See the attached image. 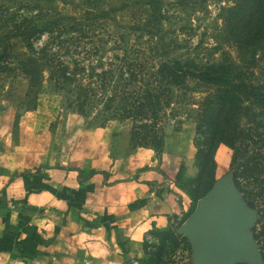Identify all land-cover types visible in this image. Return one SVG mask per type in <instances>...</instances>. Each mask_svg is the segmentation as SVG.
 <instances>
[{"label": "rangeland", "instance_id": "374dc122", "mask_svg": "<svg viewBox=\"0 0 264 264\" xmlns=\"http://www.w3.org/2000/svg\"><path fill=\"white\" fill-rule=\"evenodd\" d=\"M129 1L144 0H0V142L8 143L5 137L10 136L18 146L36 150L37 156L44 157L47 163L58 155L68 159H97V167L108 163L123 179L142 170L165 167L172 171L173 177L165 175L166 184H157L161 186V193L173 192L181 199V211L168 215L165 223L150 228L140 237L138 255L131 257L134 259L129 264H264V205L256 208L248 205L235 182L234 176L238 173L232 165L235 151L226 143L208 142L207 128L198 127V105L187 106L191 111L186 112L182 109L186 103L177 104L175 114L167 115L163 121L161 145L154 142L141 146L131 139V120L112 119L102 123L93 115L85 117L75 107H69L64 94L56 91L54 81L46 79L43 90L31 89L29 78L20 69L18 59L28 49L23 38L16 36L8 41V36L14 37L11 33L14 28L40 25L57 9L64 16L80 9H92L89 16L92 20L85 23L93 22L88 31L91 40L86 41L99 43L98 36L105 38L107 33H113L115 36L107 37L108 46L113 47L117 31L129 34L127 39L133 42L139 32L128 28L145 19L147 6L136 3L133 10L124 6ZM230 5V0H163L167 39L176 37L180 44L178 54L173 56L182 59L194 56L203 63L222 60L225 56L239 61L224 24L226 13L222 8ZM103 7L119 9L112 16L118 13L117 19L123 28L116 27V30L115 22L98 18ZM143 39H147L146 34ZM49 41L45 33L41 37L36 35L33 43L39 47ZM10 47L14 48L9 51ZM248 61L256 63L252 68L254 77L264 80L263 52L254 58L249 55ZM191 95L198 102L204 94L194 91ZM242 124L247 121L243 120ZM263 139L264 136L256 137L249 146L252 162L262 172ZM95 169L89 168L87 161L84 170L81 169L85 174L81 175L86 176ZM222 184L229 187L233 199L247 216L246 221L227 218L229 227L238 237L253 242L256 250L247 253L223 249L208 259L201 254L185 223L197 210L200 199Z\"/></svg>", "mask_w": 264, "mask_h": 264}, {"label": "trees", "instance_id": "16d2710c", "mask_svg": "<svg viewBox=\"0 0 264 264\" xmlns=\"http://www.w3.org/2000/svg\"><path fill=\"white\" fill-rule=\"evenodd\" d=\"M230 1L232 5L222 8L224 24L239 61L225 56L203 63L194 56H173L180 44L176 37L167 39L163 0L124 4L133 10L136 3L147 6L143 23L128 28L139 32L133 42L127 39L129 34L118 31L113 47L108 46L107 39L115 36L113 33L98 36L99 43L86 41L91 40L88 31L93 22L85 23L92 20V9H80L69 16L57 9L40 25L14 28V37L7 39L18 36L27 43L28 51L21 53L18 63L31 89L43 90L49 79L56 91L64 94L69 107L81 115H93L102 123L131 120V139L141 146L161 145L163 121L175 114L177 104L186 103V108L182 106L186 112L191 111L189 106L198 105L199 129L207 128L209 143L223 142L235 151L232 165L239 173L234 176L236 185L248 205L256 208L264 205V172L253 164L249 146L256 137L264 136V80L254 77L256 63L248 60L258 52L264 56V0ZM113 11L119 9L103 7L98 18L123 28L118 13L112 16ZM45 33L50 41L35 47V36ZM194 91L204 94L198 102L191 95ZM243 120L247 124H242Z\"/></svg>", "mask_w": 264, "mask_h": 264}, {"label": "crops", "instance_id": "0c3cea01", "mask_svg": "<svg viewBox=\"0 0 264 264\" xmlns=\"http://www.w3.org/2000/svg\"><path fill=\"white\" fill-rule=\"evenodd\" d=\"M5 141L0 264H129L140 237L181 211L176 194L159 190L167 173L173 177L165 167L123 179L108 163L97 167V159L58 155L47 163L35 149ZM87 161L96 169L83 176Z\"/></svg>", "mask_w": 264, "mask_h": 264}, {"label": "water", "instance_id": "95a60500", "mask_svg": "<svg viewBox=\"0 0 264 264\" xmlns=\"http://www.w3.org/2000/svg\"><path fill=\"white\" fill-rule=\"evenodd\" d=\"M227 218L234 221L247 220L229 187L222 184L200 199L197 210L185 223L203 257L214 258L223 249L247 253L256 250L253 242L238 237L231 230Z\"/></svg>", "mask_w": 264, "mask_h": 264}]
</instances>
